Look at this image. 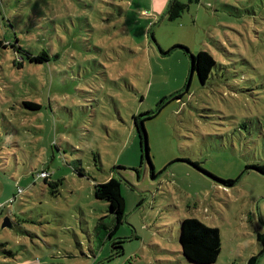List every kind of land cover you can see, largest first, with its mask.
I'll return each mask as SVG.
<instances>
[{"label": "rangeland", "instance_id": "obj_1", "mask_svg": "<svg viewBox=\"0 0 264 264\" xmlns=\"http://www.w3.org/2000/svg\"><path fill=\"white\" fill-rule=\"evenodd\" d=\"M169 2L0 0V264H192L184 217L218 229L211 264H264V0H200L174 19ZM18 47L53 55L17 68ZM199 50L217 61L205 83L188 80ZM146 112L151 164L132 118ZM112 176L124 211L109 237L93 185Z\"/></svg>", "mask_w": 264, "mask_h": 264}, {"label": "trees", "instance_id": "obj_2", "mask_svg": "<svg viewBox=\"0 0 264 264\" xmlns=\"http://www.w3.org/2000/svg\"><path fill=\"white\" fill-rule=\"evenodd\" d=\"M200 0H187V2H182L180 0H170L166 14L169 19H174L179 17L182 12L188 8L189 3L199 2ZM14 49L15 46L9 43ZM180 48H183L188 52L187 47L177 45ZM7 43L0 40V48H6ZM22 51V56L13 61L17 68L23 67L24 61L28 63H40L42 61L47 62L50 60L52 55L48 54L45 50H41L37 54H34L31 51L23 50L21 47H18ZM190 66L192 62L193 71L195 70L198 76V80L201 83H205L209 75L212 74V68L216 65V60L214 56L207 50H199L196 54L190 53ZM183 92H178L172 95L168 99L161 100L162 102H169L172 99H177L182 95ZM23 107H26L30 110H38L41 108V104L32 100H23L21 102ZM141 114H133V123L137 128L138 135L142 137L141 123L145 119L150 118L152 115L149 112ZM142 152V150H141ZM142 159V158H141ZM195 167H198L194 163ZM256 170L264 173V164H256L252 166ZM40 172H46L44 169L40 170L35 174V178H43L47 181L48 175L44 177H39ZM79 172V171H78ZM80 173V172H79ZM213 179L219 181L224 185H231L234 183V180L227 179L221 180L215 177L212 174H209ZM152 176H154L152 174ZM51 185H56L58 182L51 181ZM18 189V187H17ZM16 194L12 197L13 199L17 196ZM93 195L97 199L105 200L108 203L109 212L112 215L114 220L113 228L108 232V236L111 237L114 233V230L122 222L123 211H124V199L120 192V182L114 176L110 177L108 180L102 183H96L93 185ZM256 239L261 243V248L259 253L264 251V231L256 233ZM178 241L180 244L181 253L183 256L192 264H211L214 263L221 248L220 235L216 227H211L197 219L196 217H184L179 221V236ZM122 240H117L113 242V247L121 248ZM117 244V245H116ZM117 251L116 253H118ZM257 255H251L248 257L245 264H256Z\"/></svg>", "mask_w": 264, "mask_h": 264}, {"label": "water", "instance_id": "obj_3", "mask_svg": "<svg viewBox=\"0 0 264 264\" xmlns=\"http://www.w3.org/2000/svg\"><path fill=\"white\" fill-rule=\"evenodd\" d=\"M192 72H193V68H192V62H191L188 80L192 76ZM141 115H143V114H141ZM141 130H142V137L139 136V138H140V148L142 150V157L146 158V160L149 162V164H151L150 159H149V155H148L147 136H146V131H145L144 126H143V122L141 123ZM4 226H10V222H9L8 217H4V219H3L2 227H4Z\"/></svg>", "mask_w": 264, "mask_h": 264}, {"label": "built area", "instance_id": "obj_4", "mask_svg": "<svg viewBox=\"0 0 264 264\" xmlns=\"http://www.w3.org/2000/svg\"><path fill=\"white\" fill-rule=\"evenodd\" d=\"M48 174L46 173V172H40L39 174H38V176L39 177H44V176H47ZM21 189L20 188H18L17 189V193L19 194V193H21ZM13 198H10L8 201H11ZM0 206H2L1 204H0Z\"/></svg>", "mask_w": 264, "mask_h": 264}]
</instances>
